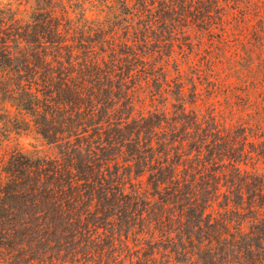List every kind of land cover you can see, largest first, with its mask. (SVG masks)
<instances>
[{
	"label": "trees",
	"instance_id": "trees-1",
	"mask_svg": "<svg viewBox=\"0 0 264 264\" xmlns=\"http://www.w3.org/2000/svg\"><path fill=\"white\" fill-rule=\"evenodd\" d=\"M13 135L0 264H264V0H0Z\"/></svg>",
	"mask_w": 264,
	"mask_h": 264
},
{
	"label": "rangeland",
	"instance_id": "rangeland-1",
	"mask_svg": "<svg viewBox=\"0 0 264 264\" xmlns=\"http://www.w3.org/2000/svg\"><path fill=\"white\" fill-rule=\"evenodd\" d=\"M94 15H96V13H88V16ZM15 146L23 150L31 151L33 147L38 146V143L30 137L21 136L20 138H17L13 135L10 140L3 141L0 143V155L3 154L4 151H8L14 148Z\"/></svg>",
	"mask_w": 264,
	"mask_h": 264
}]
</instances>
